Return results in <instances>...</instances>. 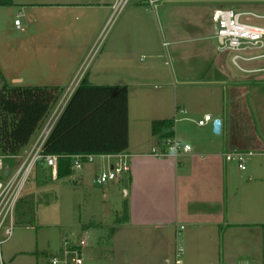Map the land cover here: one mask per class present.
I'll return each mask as SVG.
<instances>
[{
  "label": "crops",
  "instance_id": "1",
  "mask_svg": "<svg viewBox=\"0 0 264 264\" xmlns=\"http://www.w3.org/2000/svg\"><path fill=\"white\" fill-rule=\"evenodd\" d=\"M117 1L11 0L9 4L19 5L34 23L36 14L54 12L58 30L63 32H70L68 22L75 14L84 15V25L95 19L94 14L117 15L124 10L126 21L111 41L108 54L126 75L128 64L145 51L149 61L141 71H135L139 79L151 78L156 73L152 60L159 53L158 33L156 37L154 30H159L160 11L168 34L173 37L172 43L202 42L212 47L206 45L207 65L200 74L179 69L178 85L169 81L151 96L148 122H137L134 129L128 122V146L123 152L127 171L114 180L96 184V177L122 158L96 156L85 164V172L94 173L91 184L102 185L104 198L108 194L112 197L119 189L124 201L118 206L111 199L113 205L110 203L107 209L113 212L111 220L103 216L79 227L77 235L92 232L95 242V246L88 242L87 235L83 254L87 248L97 246L103 247L109 260L120 264H173L180 239L184 249L182 264H264V86L257 93L252 91L256 108L263 104L260 122H256L248 101L250 86L264 82V61H260L264 56L255 54L258 57L241 61L237 69L244 75L237 76L230 73L224 56L217 55V47L214 49L211 44L216 33L213 4L230 3L239 12L260 16L264 15V0H126L116 11ZM175 3L202 4L196 8L189 4L188 8L179 6L177 11ZM175 15L181 22L179 27H175ZM50 77L43 86L62 87L70 84L73 75L66 77L63 71ZM21 82L20 77L12 81ZM205 103L214 106L205 109ZM175 108L186 113L179 114V120L172 124L171 137L188 144L190 149L177 156H155L152 148L162 150L167 138H162L163 132L153 134L151 123L172 122ZM204 114L221 120L219 134L212 130L213 120L202 126L197 123ZM232 151L247 157L243 169L238 163L231 164L235 160L224 158ZM80 176L83 179L82 173Z\"/></svg>",
  "mask_w": 264,
  "mask_h": 264
},
{
  "label": "rangeland",
  "instance_id": "2",
  "mask_svg": "<svg viewBox=\"0 0 264 264\" xmlns=\"http://www.w3.org/2000/svg\"><path fill=\"white\" fill-rule=\"evenodd\" d=\"M188 4L175 3L173 6H176L178 11L179 6L192 5L193 8H196L200 7L202 3ZM222 5L234 8L230 3L213 4L211 7L216 8ZM17 15L23 30L17 29L13 23ZM125 15L124 10L117 15H110V12L94 14L95 19L91 23L81 25L85 21L84 15L75 14L68 22L70 32H63L58 30V19L54 12L46 15L36 14L34 23L26 18L19 5H0V84H14L12 83L13 78L20 77L22 78L20 85L41 86L49 82L50 75L56 72L65 71L66 77L73 75L70 84L60 86L57 103L47 114L41 128L35 132L24 147L21 153L22 158L31 150L53 112L60 108L69 93L68 88L71 84L78 85L82 80H86L93 85L126 86L128 122H130L131 129H134L137 122H148L147 119L151 117V113L148 112V107L151 108L152 104L151 96L167 85L169 81L170 84L178 85L179 69L198 75L207 65L205 61L208 54H204L207 52L209 44L195 42L177 45L172 43L173 37L168 34V28L160 11L157 22L161 32L154 30L156 37V32L158 33L159 45L157 48L159 53L152 60L156 73L146 79L135 77V71H141L140 69L144 68L149 61L145 51L135 56L134 61L128 64L129 69L126 75L120 72L117 68L119 67L118 63L114 62L108 54V50L120 25L126 21ZM249 17L254 23L264 24L263 18ZM175 19V27H179L181 22L176 15ZM159 33H162L163 37ZM211 42L214 49L215 47L218 49L220 44L216 36H213ZM216 50L217 55L224 56L231 74L244 75L232 64L231 52ZM263 53L264 47L251 52L250 55ZM260 61H264V59ZM239 63H241L240 60ZM189 66H191L190 69ZM175 74L177 78L174 80ZM192 86L195 84L193 83ZM263 86L262 80L257 81L256 85L250 86L248 101L256 122H260L259 111L262 110L263 104L256 108L255 96L252 91L257 93ZM213 106L205 103L203 108L211 110ZM246 158L245 161L248 160ZM17 163V159L3 160L4 167L14 168ZM236 163L237 161L231 162L233 165ZM85 164L87 163H84L79 169H75L70 176L59 179H53L51 168L41 161L34 165L14 208L13 233L9 239L0 244V264H51L50 257L60 251L66 232L71 231L76 236L80 233L77 231L79 227L88 225L90 220L94 221L103 218V216L108 221L113 218V212H108L107 209L111 207L109 206L112 202L111 199L118 206L122 204L124 201L122 193L117 189V193L112 197L108 194L104 198L102 185L96 187L91 184L94 173L93 171L86 173L87 165ZM80 173L83 174V179L80 178ZM86 234L88 242H92L91 244L95 246L92 232H86ZM0 238L3 239L4 236L1 234ZM178 244L183 247L182 240L179 239ZM90 248H87L83 254L84 264H120L109 260L102 252L103 247ZM90 250H92L91 253ZM181 260L183 261V255Z\"/></svg>",
  "mask_w": 264,
  "mask_h": 264
},
{
  "label": "trees",
  "instance_id": "3",
  "mask_svg": "<svg viewBox=\"0 0 264 264\" xmlns=\"http://www.w3.org/2000/svg\"><path fill=\"white\" fill-rule=\"evenodd\" d=\"M10 3L11 0H0V5ZM59 96V86L1 83L0 155L21 154ZM127 96L124 85H93L82 80L76 86L41 151L58 156L56 178L72 173L73 155H115L127 149ZM172 127L169 120L151 123L152 133L163 132L164 139L172 136Z\"/></svg>",
  "mask_w": 264,
  "mask_h": 264
},
{
  "label": "built area",
  "instance_id": "4",
  "mask_svg": "<svg viewBox=\"0 0 264 264\" xmlns=\"http://www.w3.org/2000/svg\"><path fill=\"white\" fill-rule=\"evenodd\" d=\"M126 0H118L114 4L116 11L120 10V7L124 5ZM248 16H254L257 18H263L264 15H255L249 12H239L233 8L217 7L213 10L212 19L215 24L216 33L215 36L220 40L218 50L221 52H231V62L236 67L240 68L239 60L246 61L258 56H264V54L254 56L250 55L251 52L262 49L264 47V24H258L248 19ZM14 25L17 28H21L18 15L13 20ZM77 84H71L69 93L65 100L61 103L58 110H55L49 120L45 123L40 135L38 136L33 147L22 158L21 154L17 155H0V235L4 236L0 238V244L10 238L14 228L13 212L23 186L32 170L34 165L42 160L43 163L50 167L52 170V176H56L57 157L52 154H42L43 144L48 137L52 127L54 126L58 116L67 103L69 97L73 93ZM186 111L180 108H175L174 116L172 118V124L179 120V114H185ZM213 118L210 114H204L197 123L204 125ZM164 148L158 150L152 148L151 153L155 156H177L182 151L190 149L188 144L182 143L175 138H167L163 142ZM117 157L122 158L117 165L102 171L96 177V184H103L108 181L118 178L123 172L128 170V165L123 158L126 154H115ZM103 155L94 154H76L71 156L72 168L79 169L84 163L91 162L94 157ZM226 160H235L238 163L239 168H244L245 154L239 151L228 152L224 155ZM4 159H17L18 163L14 168H10L3 165ZM6 171L8 174L6 175ZM180 228H183L181 225ZM85 233V234H84ZM81 235H74L72 232H68L64 238L63 246L60 251L50 257L51 264H84L83 249L87 243V234L84 232ZM179 230L176 232V236H179ZM183 247L176 244L173 264H182Z\"/></svg>",
  "mask_w": 264,
  "mask_h": 264
},
{
  "label": "water",
  "instance_id": "5",
  "mask_svg": "<svg viewBox=\"0 0 264 264\" xmlns=\"http://www.w3.org/2000/svg\"><path fill=\"white\" fill-rule=\"evenodd\" d=\"M216 31V28H215ZM212 130L215 134H219L220 129H221V120L218 118H215L212 123ZM8 174V171H6V175Z\"/></svg>",
  "mask_w": 264,
  "mask_h": 264
}]
</instances>
